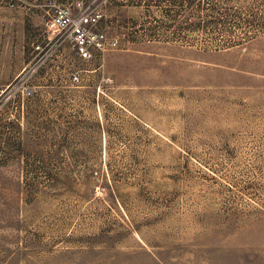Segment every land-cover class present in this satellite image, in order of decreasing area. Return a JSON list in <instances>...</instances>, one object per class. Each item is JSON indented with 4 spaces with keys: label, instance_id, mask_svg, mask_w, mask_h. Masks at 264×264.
Here are the masks:
<instances>
[{
    "label": "rangeland",
    "instance_id": "374dc122",
    "mask_svg": "<svg viewBox=\"0 0 264 264\" xmlns=\"http://www.w3.org/2000/svg\"><path fill=\"white\" fill-rule=\"evenodd\" d=\"M80 1L0 0V264H264V0Z\"/></svg>",
    "mask_w": 264,
    "mask_h": 264
},
{
    "label": "built area",
    "instance_id": "2783aa9c",
    "mask_svg": "<svg viewBox=\"0 0 264 264\" xmlns=\"http://www.w3.org/2000/svg\"><path fill=\"white\" fill-rule=\"evenodd\" d=\"M67 2L58 5L50 16L46 24L49 30L66 34L75 52L85 59L93 56V50L105 51L115 45L102 31L96 29L102 16L99 11L83 6L80 0ZM74 3L77 8H74ZM71 80L78 81L79 76L74 73Z\"/></svg>",
    "mask_w": 264,
    "mask_h": 264
}]
</instances>
